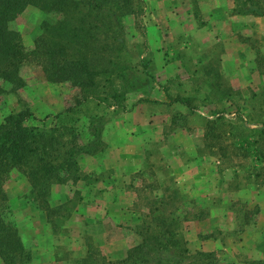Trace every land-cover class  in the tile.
<instances>
[{
	"label": "rangeland",
	"instance_id": "374dc122",
	"mask_svg": "<svg viewBox=\"0 0 264 264\" xmlns=\"http://www.w3.org/2000/svg\"><path fill=\"white\" fill-rule=\"evenodd\" d=\"M131 8L112 29L116 36L112 48H103L104 43L109 46L103 29L96 33L97 40L89 48L105 61L109 57L112 60L113 82L128 90L125 108L113 111L90 102L87 112L101 115L102 120L94 119L89 126V121L80 116L74 126L79 130L78 143L83 144L91 137V130L103 124L101 142L108 148V157L116 161L143 160L137 171L124 176L123 184L119 179L110 185L112 192H105L103 182H96L105 172H80L92 192L78 185L67 196L61 192L62 197L54 201L46 199V205L53 208L48 218L38 207L39 199L35 201L28 195L24 176L11 169L3 189L8 197V219L30 254L26 264H79L76 260L87 247L103 256L108 251L114 258L111 261L116 260L125 242H130L127 233L138 234L140 228L153 224L146 215L156 204L152 200L161 195L175 193L164 211L168 218L173 217L167 223L179 234L185 221L198 215L206 217L214 208H237L239 223H251L255 217L256 207H248L246 201L231 199L230 195L246 179L247 165L264 159V138L259 141L256 131H251L264 128V82H244L242 78L220 82L217 77L205 82L206 74L201 71L206 64L198 66L202 80L190 78L186 82L188 66L183 60L188 42L201 49L208 44L207 39L187 40L186 34L205 30V25H212L213 31L227 32L222 19L216 16L221 11L214 10L207 0H131ZM45 20L56 22L57 16H48L33 6H26L15 18L13 24L25 49L43 34L41 22ZM246 25L242 20L235 22V29H239L235 47L241 48L239 42H245L252 50L250 70L264 73V34L253 29L245 35ZM240 66L235 64L237 69ZM18 74L22 86L0 95V122L9 114L28 109L34 117L30 124L40 125L45 115L61 111L73 101L75 89L67 83L47 81L42 64L30 57L19 64ZM175 97L188 105L173 101ZM49 123L50 118L45 121ZM233 166L235 176L230 175ZM118 173L113 176L120 178ZM83 189L85 195L80 198L78 192ZM81 199H86L83 206ZM119 205L121 212L115 207ZM113 206L117 212L111 221L101 217L103 209L108 212ZM49 255L57 262H47ZM185 256L201 262L209 260L196 254Z\"/></svg>",
	"mask_w": 264,
	"mask_h": 264
},
{
	"label": "trees",
	"instance_id": "16d2710c",
	"mask_svg": "<svg viewBox=\"0 0 264 264\" xmlns=\"http://www.w3.org/2000/svg\"><path fill=\"white\" fill-rule=\"evenodd\" d=\"M234 1L233 14L264 16V0ZM26 6L57 16L56 22H41L43 34L34 38L30 49L21 44L13 24ZM131 10V0H0V95L22 86L18 66L29 57L42 64L47 81L67 83L76 92L72 102L68 101L61 111L45 115L40 125L30 124L34 117L28 109L9 114L0 122V264H26L30 256L16 226L8 219L10 209L3 184L11 169L25 177L29 184L28 195L35 201L39 199L38 207L48 218L53 211L46 205L49 186L74 184L83 179L78 156H92L103 148V124L93 128L91 137L83 144L78 143L79 130L74 125L80 116L89 121V126L94 119L102 120L101 115L87 112L88 103L110 107L113 111L124 110L128 90L113 82L112 60L109 57L105 61L101 54L89 48L101 29L109 43V46L102 44L103 48H112L116 42L113 27ZM107 62L112 66L108 68ZM146 65L144 62L142 67ZM121 76L124 80L125 74ZM173 101L188 105L180 97ZM48 118L50 123L46 125ZM173 194L152 200L156 204L146 216L153 224L138 230L140 241L128 248L123 257L111 261L87 247L76 261L79 264H184L187 252L184 241L178 229L167 223L173 217L168 218V212L164 211L175 198Z\"/></svg>",
	"mask_w": 264,
	"mask_h": 264
},
{
	"label": "crops",
	"instance_id": "0c3cea01",
	"mask_svg": "<svg viewBox=\"0 0 264 264\" xmlns=\"http://www.w3.org/2000/svg\"><path fill=\"white\" fill-rule=\"evenodd\" d=\"M233 1L234 0H207V4H210L214 10L218 12L221 11V13L216 16L220 20L222 19L223 25L227 29L226 33H224V31L221 33L219 30L213 31L212 29L214 28L212 25H205L203 26L205 30H192L186 34L187 40L194 38L208 40L207 48L203 49L197 46L191 47V42H188L185 58L183 60L188 66L185 70L186 82H189L190 78H196L195 82L202 80L198 68L200 64H206L204 71H201L206 74V76L203 77L205 82H210L213 77L219 78L220 82H237L238 78H242L244 82H264V73L258 74L250 70L251 67H249L250 63L248 60L251 57V48L245 42H239L241 48H236L234 44L236 30H239L238 28L235 29L234 25L236 21L242 20L244 23H247L243 28V31L246 33L245 35H248V33L251 34L253 29H259V33L264 34V16L233 14L231 12L235 3V1ZM229 9H231L230 13ZM252 22L257 24V26H251ZM203 34L204 37H201ZM212 40L215 41L213 46H211ZM203 43L206 45V42ZM171 63L172 62H170V64ZM195 63H197V65L193 67ZM237 63L239 65L241 64L239 69L235 67ZM213 73H215V75ZM251 131H256V134L260 137L259 141L264 138V128L263 130L261 127ZM242 145L247 147L244 143ZM107 149L103 145V148L98 153L92 156L81 154L77 158L78 168L81 173H89L91 171H103L106 173L104 177L100 176L98 180H96V182H103L105 188L102 189H105V192L112 190L110 185L119 179H121V184H123L122 179L126 176L129 177L130 173L137 171L141 164V158H139L138 155L134 157H138L139 161L134 158L130 161L127 159L124 161H116L108 157ZM234 168L233 166L230 175L235 176ZM246 168L248 169H245L246 179L243 180L240 186L235 188L233 196L230 195V197L234 200L246 201L248 207H256L257 211L254 214L255 217L251 223H239L237 222V215L239 214L237 208H231L229 210L214 208L209 210V214L206 217L185 221L181 227L180 236L184 241V247L187 249L186 255H194L196 252H199L200 254L198 253L196 255L206 257L205 260L208 257L209 260L207 262H201L197 258L190 257V259H184V264H264V159H260L259 161L254 160L252 164L247 165ZM113 173H118L120 178L114 177ZM122 174L124 175L122 176ZM23 179L28 190L29 184L24 177ZM86 184L87 183L83 182V179L76 181L74 184L52 183L48 189L47 199L49 202L54 201L62 197L61 192H65L64 194L67 196V192H74L73 189L80 185L86 188V192H92V186ZM122 187L124 188V186ZM123 188L121 190H123ZM82 191H85V189L78 192L80 198L85 195ZM226 195L229 196V194ZM81 201L82 199L80 202ZM85 202L86 199L82 201L81 206H83ZM115 207H117L118 210L116 208L114 210V206L113 208L111 207L108 212L106 208L103 209L101 217L105 216L104 218L107 221H111L114 215L113 213L117 211L121 212L120 205ZM127 237L130 239V242H125V248L116 256L117 259L123 257L128 248L140 241V237L135 232L127 233ZM104 254L105 258L108 260L114 259L111 258V253H108V251L104 252ZM45 259L47 262H57L53 255H49Z\"/></svg>",
	"mask_w": 264,
	"mask_h": 264
}]
</instances>
